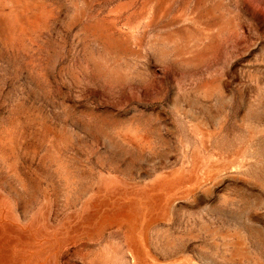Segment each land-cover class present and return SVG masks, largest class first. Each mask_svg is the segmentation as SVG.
I'll list each match as a JSON object with an SVG mask.
<instances>
[{"label":"rangeland","instance_id":"rangeland-1","mask_svg":"<svg viewBox=\"0 0 264 264\" xmlns=\"http://www.w3.org/2000/svg\"><path fill=\"white\" fill-rule=\"evenodd\" d=\"M0 264H264V0H0Z\"/></svg>","mask_w":264,"mask_h":264}]
</instances>
